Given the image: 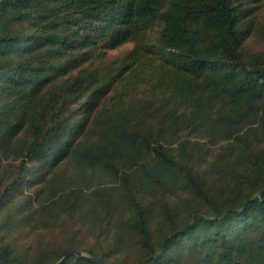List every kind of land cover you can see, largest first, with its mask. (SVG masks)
Listing matches in <instances>:
<instances>
[{
    "label": "trees",
    "instance_id": "16d2710c",
    "mask_svg": "<svg viewBox=\"0 0 264 264\" xmlns=\"http://www.w3.org/2000/svg\"><path fill=\"white\" fill-rule=\"evenodd\" d=\"M261 10L0 0L7 261L95 264L76 251L104 264H264V50L244 51L264 44ZM52 232L55 249L17 237Z\"/></svg>",
    "mask_w": 264,
    "mask_h": 264
},
{
    "label": "rangeland",
    "instance_id": "374dc122",
    "mask_svg": "<svg viewBox=\"0 0 264 264\" xmlns=\"http://www.w3.org/2000/svg\"><path fill=\"white\" fill-rule=\"evenodd\" d=\"M258 21L262 22L264 19V10H261L258 12ZM132 47L131 44L127 43L121 46L118 50L109 52V55L113 56H120L126 53L128 50H130ZM244 51L246 55H251L254 53L262 52L264 50V44L261 42L256 41L254 38L248 39L244 45ZM11 168V169H10ZM9 170H6L9 172L14 171V167H10ZM19 237V243L26 246V248H31L32 250H36L38 248L39 244L43 245L44 249H55L60 243V235L58 232H52V233H44L41 235L31 236V237ZM81 242H83L87 246H91V240L85 237H82L79 239ZM26 249V250H27Z\"/></svg>",
    "mask_w": 264,
    "mask_h": 264
},
{
    "label": "water",
    "instance_id": "95a60500",
    "mask_svg": "<svg viewBox=\"0 0 264 264\" xmlns=\"http://www.w3.org/2000/svg\"><path fill=\"white\" fill-rule=\"evenodd\" d=\"M72 254H73V255H76L77 258H82V259H85V260H87V261L93 262V263H95V264H104V263L101 262L100 260H97V259L91 258V257H89V256H87V255H85V254H83V253H80V252L73 251V252L69 253L68 255H72ZM0 257H1V259L3 260V262H4L5 264H10V263L7 261V259L1 254V252H0Z\"/></svg>",
    "mask_w": 264,
    "mask_h": 264
}]
</instances>
